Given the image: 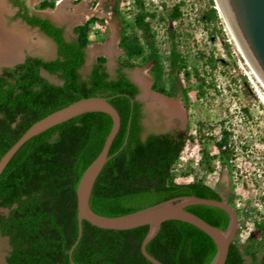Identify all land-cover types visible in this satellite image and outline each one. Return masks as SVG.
I'll use <instances>...</instances> for the list:
<instances>
[{
  "label": "trees",
  "instance_id": "trees-1",
  "mask_svg": "<svg viewBox=\"0 0 264 264\" xmlns=\"http://www.w3.org/2000/svg\"><path fill=\"white\" fill-rule=\"evenodd\" d=\"M9 1L18 7L16 16L38 26L54 41L56 56L45 60L27 55L0 69V157L34 121L79 98L101 95L116 108L120 126L109 148L111 156L90 193L93 212L119 216L184 195L222 199L200 178L173 180L172 167L188 139L186 129L144 132L141 103L136 99L139 88L124 70L134 65V58L144 55L136 31L120 33L125 60L113 75L103 56L96 57L89 70L82 73L90 41L89 21L76 25L75 36L66 39L63 26L29 14L24 0ZM208 2L201 19L211 23L219 20V15L214 0ZM135 4L138 10L133 22L148 48L143 59L153 62L152 88L171 95L161 82L162 65L148 20L153 14L142 0H135ZM170 64L185 67L173 43ZM40 69L56 74L60 82L50 81ZM187 99L182 93L185 105ZM111 126L112 118L107 113L83 112L30 137L12 155L0 173V234L8 243L2 264H152L140 251L148 225L118 230L100 228L86 220H82V233L71 253L73 262L69 261L67 252L78 232L76 187ZM201 153L204 168L211 170L207 151ZM186 209L221 229L228 226L229 216L219 207L197 203ZM145 249L163 264H209L216 253L215 243L205 232L181 220L163 221ZM249 255L246 262L232 241L224 264H264V248L260 254Z\"/></svg>",
  "mask_w": 264,
  "mask_h": 264
},
{
  "label": "rangeland",
  "instance_id": "rangeland-1",
  "mask_svg": "<svg viewBox=\"0 0 264 264\" xmlns=\"http://www.w3.org/2000/svg\"><path fill=\"white\" fill-rule=\"evenodd\" d=\"M142 1L153 14L148 20L162 65L161 82L171 93L170 101L178 107L180 116L167 115L159 102L166 104L165 98L150 88L153 62L143 59L148 48L133 22L138 10L135 0H27L35 12L64 26L67 38L75 36L76 25L89 21L90 41L82 73L89 70L96 57L103 56L113 75L125 60L120 33L136 31L140 35L144 55L134 58V65L124 70L140 87L139 98L145 102L144 129H186L188 139L172 167L173 180L200 178L237 209L238 227L233 241L249 262L250 252L260 254L264 248V103L244 73L223 18L218 13L217 21L207 23L201 19L202 12L209 8L208 0ZM84 12H89L87 18H83ZM0 15L4 27L0 26V45L15 28L24 37L18 56H55L54 42L13 18V9L5 0L0 1ZM172 43L185 67L171 66ZM3 63L0 69L8 64ZM42 74L52 82H60L56 74ZM182 93L187 95L186 105ZM202 150L208 153L211 170L202 164ZM7 249V238L0 234V264Z\"/></svg>",
  "mask_w": 264,
  "mask_h": 264
},
{
  "label": "water",
  "instance_id": "water-1",
  "mask_svg": "<svg viewBox=\"0 0 264 264\" xmlns=\"http://www.w3.org/2000/svg\"><path fill=\"white\" fill-rule=\"evenodd\" d=\"M214 1L216 3V0ZM218 6L220 7L222 15L228 20L235 32L245 56L264 80V0H218ZM215 8L218 11V7L215 6ZM20 55L21 54L7 62L8 64L5 66H11L22 61L23 57ZM2 64L4 63L2 62ZM160 96L165 98L164 100L166 102H173L170 101L171 99L169 97L163 96L162 94H160ZM132 102L133 100H131V103ZM88 111H101L107 113L112 118V126L103 142L101 150L83 171L76 187L78 232L75 241L67 252L69 261L71 263L73 262L71 253L81 236L82 220H86L100 228L118 230L148 225V232L140 243V251L152 264H163L150 255L146 251L145 246L156 235L163 221L181 220L205 232L215 243L216 253L209 264H224L229 245L236 234L238 215L235 208L223 199L184 195L170 198L152 206L119 216L100 215L91 210L89 198L94 181L105 162L111 156L108 155L109 148L120 126V116L116 108L104 96L94 95L79 98L34 121L0 157V173L16 150L30 137L52 125ZM178 112V116H180L179 109ZM125 143L126 139L123 144ZM197 203L213 205L225 210L229 216L227 228L221 229L212 225L200 216L186 209L188 205Z\"/></svg>",
  "mask_w": 264,
  "mask_h": 264
},
{
  "label": "bare ground",
  "instance_id": "bare-ground-1",
  "mask_svg": "<svg viewBox=\"0 0 264 264\" xmlns=\"http://www.w3.org/2000/svg\"><path fill=\"white\" fill-rule=\"evenodd\" d=\"M216 6L218 7V11H219L220 16L223 18V20L226 24V28L228 30L227 32L229 33V35L231 37V41L234 45V48L238 52L241 63H243L244 73L247 75V77H248L249 81L251 82L252 86L254 87L255 91L257 92L260 99L264 103V80L261 78V76L255 70V68L249 62L248 58L245 56V54L242 50V46H241L235 32L233 31L230 23L222 15L220 7L218 6V0H216ZM88 16H89V12L83 13V18H87ZM79 23H81V22H79ZM3 31H5V33L7 32L5 29ZM8 34L9 35L7 36V39L5 40V42L4 43L2 42L0 45V63L1 62H9L18 56V53H19L18 52V50H19L18 44L20 42H22V40L24 38V37L22 38L23 33L18 34V32L14 33L12 31L10 33L8 32ZM169 109H170L171 114L179 115L178 114L179 113L178 108L175 106V104L169 102ZM170 112H169V114H170Z\"/></svg>",
  "mask_w": 264,
  "mask_h": 264
},
{
  "label": "flooded vegetation",
  "instance_id": "flooded-vegetation-1",
  "mask_svg": "<svg viewBox=\"0 0 264 264\" xmlns=\"http://www.w3.org/2000/svg\"><path fill=\"white\" fill-rule=\"evenodd\" d=\"M8 1V3H9V5H10V9H13V18H15V19H19L28 29H30V30H35V31H37L38 33H40L41 35H43V36H45L46 38H48V39H50L52 42H54L49 36H47L44 32H42L40 29H39V27L38 26H36V25H34V26H32V25H30V24H28L26 21H24L21 17H19V16H16L15 14H16V12H17V10H18V7L17 6H15V5H13L9 0H7ZM24 3H25V5L27 6V8H28V13L29 14H32V13H35V14H37V15H39V16H41V17H46V16H42V15H40L39 13H37V12H35L32 8H31V6H30V4L27 2V0H24ZM46 18H48L52 23H54V24H56L54 21H52L49 17H46ZM56 25H58V24H56ZM0 26L1 27H3L1 24H0ZM59 26H62V25H59ZM64 27V26H63ZM4 28V27H3ZM64 36H65V38L66 39H69V38H67V36H66V32H65V28H64ZM22 42H20L19 44H18V46H20V44H21ZM55 44V43H54ZM18 49H19V47H18ZM55 49H56V45H55ZM19 51V50H18ZM27 55H30V56H37V57H41V56H39V55H36V54H31V53H28V54H26V55H24L23 56V59L25 58V56H27ZM55 56H56V53H55ZM55 56H53V57H51V58H54ZM42 59H51V58H43V57H41ZM86 61V60H85ZM2 63V62H1ZM151 69V68H150ZM40 71H41V73H42V71H45L44 69H40ZM45 72H47V71H45ZM47 73H49V72H47ZM137 86H138V88H139V92H138V94H137V96H136V99L138 100V101H140V103H141V113H142V116H141V123H142V125H143V127H144V124H143V118H144V116H145V102H143V100H141L140 98H139V95H140V87H139V85L137 84V82L133 79V78H131V77H129ZM152 82H153V78H152V76H151V83H150V88L152 89V90H154L153 88H152ZM154 92H157V93H160V94H162V95H166V94H163V93H161V92H158V91H156V90H154ZM166 96H168V97H170L171 95H166ZM159 102H161V104H162V106L164 107V110H165V113L167 114V115H170L171 114V112H170V109H169V102H167L166 104H165V102H162V100H159ZM169 109V110H168ZM169 112H170V114H169ZM173 129H180V128H173ZM171 130V129H170ZM166 131H168V130H166ZM144 132H151V131H145V129H144ZM152 132H161V131H152ZM6 254V253H5Z\"/></svg>",
  "mask_w": 264,
  "mask_h": 264
},
{
  "label": "crops",
  "instance_id": "crops-1",
  "mask_svg": "<svg viewBox=\"0 0 264 264\" xmlns=\"http://www.w3.org/2000/svg\"><path fill=\"white\" fill-rule=\"evenodd\" d=\"M0 1H1V0H0ZM5 1H7V0H5ZM7 3H8V1H7ZM0 17H1V15H0ZM1 21H2V20L0 19V23L2 24ZM21 29H22V28H21ZM11 30H12L14 33H17V32L19 33V31H20V33H21V30L18 31V30L15 29V28H13V29H11ZM12 31H11V32H12ZM20 33H19V34H20Z\"/></svg>",
  "mask_w": 264,
  "mask_h": 264
}]
</instances>
